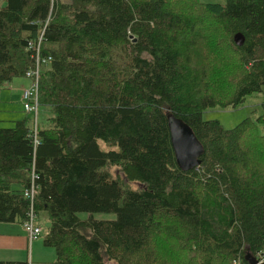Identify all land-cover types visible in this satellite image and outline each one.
<instances>
[{"label":"trees","instance_id":"trees-1","mask_svg":"<svg viewBox=\"0 0 264 264\" xmlns=\"http://www.w3.org/2000/svg\"><path fill=\"white\" fill-rule=\"evenodd\" d=\"M37 59L46 123L36 141L27 117L0 124L1 224L45 213L54 264L264 257V114L202 120L262 93L264 0H5L0 89ZM167 114L202 145L197 169L177 167Z\"/></svg>","mask_w":264,"mask_h":264},{"label":"rangeland","instance_id":"rangeland-1","mask_svg":"<svg viewBox=\"0 0 264 264\" xmlns=\"http://www.w3.org/2000/svg\"><path fill=\"white\" fill-rule=\"evenodd\" d=\"M200 2L224 4L225 0H200ZM4 4H5V0H0V6H3ZM42 65L43 64H40L38 66L37 68L38 73L40 72ZM14 81L24 82L25 84L24 87L19 85L17 88H28V89L30 88L31 82L26 78H17ZM3 106H4V102L0 101V124L2 127H12L16 121L24 120V117L25 118L27 117L26 119L27 125H29L30 127L33 126V117L24 114L23 110L15 105V102L10 109H3ZM45 114H46L45 108L40 106L36 118V125H39V127L44 126V124L46 123L47 117L45 116ZM263 114H264V88L262 93L247 97L244 103H242L239 107L235 109L216 108L213 110L205 111L202 115V120L203 121L216 120L223 127V129L230 130L235 126H237L240 122H242L246 118L255 120L257 117ZM259 134L264 135V126H259ZM99 146L103 151L109 150V148H107L105 144H103L102 142H100ZM109 172L112 174L113 177H117V176L120 177V173H118V170L116 168H110ZM131 187L136 188L137 185L131 184ZM93 216H94L93 218L97 220L115 219V215H108V214H95ZM78 217L81 220H86L89 217V215L82 213L79 214ZM37 219L42 227V232L39 238H43L49 228V220L45 213L38 214ZM27 262L28 264H30V255L28 256ZM44 264H52V263L51 261H45Z\"/></svg>","mask_w":264,"mask_h":264},{"label":"crops","instance_id":"crops-1","mask_svg":"<svg viewBox=\"0 0 264 264\" xmlns=\"http://www.w3.org/2000/svg\"><path fill=\"white\" fill-rule=\"evenodd\" d=\"M19 85L25 86L24 82L12 81L9 86L0 89V101L4 102L3 109H10L14 102L18 108L22 109V91L27 88H17ZM38 224L42 229L40 222ZM39 237L29 242L21 224L0 223V261L27 262L30 255V264H44L45 261H51L54 264L53 250L44 247L43 238Z\"/></svg>","mask_w":264,"mask_h":264},{"label":"water","instance_id":"water-1","mask_svg":"<svg viewBox=\"0 0 264 264\" xmlns=\"http://www.w3.org/2000/svg\"><path fill=\"white\" fill-rule=\"evenodd\" d=\"M234 42L240 46L242 38L236 35ZM167 125L177 167L183 172L197 169L201 163L200 158L203 156L204 150L192 130L183 121L171 114H167ZM245 260L248 264H259L251 256H247ZM260 264H264V262Z\"/></svg>","mask_w":264,"mask_h":264},{"label":"built area","instance_id":"built-area-1","mask_svg":"<svg viewBox=\"0 0 264 264\" xmlns=\"http://www.w3.org/2000/svg\"><path fill=\"white\" fill-rule=\"evenodd\" d=\"M39 61L37 59L36 61V67L34 70L30 71L29 73H26L25 76L28 79L33 78L34 75L37 77L38 74V66ZM31 86L29 89L24 90L22 92V105H23V111L26 115L33 117V137L34 140L36 138V118L38 114V84L35 79H31ZM36 141V140H35ZM26 198H28V194H25ZM32 197V194H30ZM38 214L34 213L32 210L28 215V218L22 225L23 232L29 242H31L33 239L38 238L41 235L42 229L38 225ZM259 264L264 262V257H261L257 261ZM239 264V263H237Z\"/></svg>","mask_w":264,"mask_h":264}]
</instances>
